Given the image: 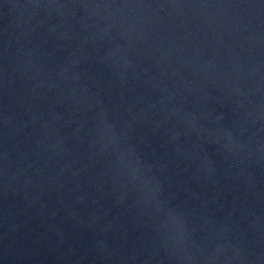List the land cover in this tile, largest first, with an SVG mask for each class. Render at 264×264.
<instances>
[{"label":"water","instance_id":"water-1","mask_svg":"<svg viewBox=\"0 0 264 264\" xmlns=\"http://www.w3.org/2000/svg\"><path fill=\"white\" fill-rule=\"evenodd\" d=\"M0 264H264V0H0Z\"/></svg>","mask_w":264,"mask_h":264}]
</instances>
